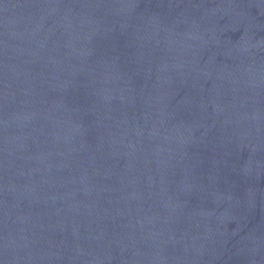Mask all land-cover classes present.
<instances>
[{
	"label": "water",
	"instance_id": "1",
	"mask_svg": "<svg viewBox=\"0 0 264 264\" xmlns=\"http://www.w3.org/2000/svg\"><path fill=\"white\" fill-rule=\"evenodd\" d=\"M0 264H264V0H0Z\"/></svg>",
	"mask_w": 264,
	"mask_h": 264
}]
</instances>
